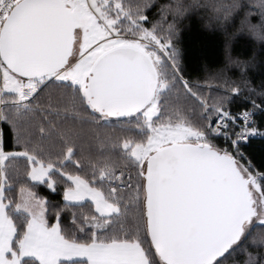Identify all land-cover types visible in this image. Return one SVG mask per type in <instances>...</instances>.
Returning a JSON list of instances; mask_svg holds the SVG:
<instances>
[{"label":"snow or ice","instance_id":"1","mask_svg":"<svg viewBox=\"0 0 264 264\" xmlns=\"http://www.w3.org/2000/svg\"><path fill=\"white\" fill-rule=\"evenodd\" d=\"M193 21L224 36L197 78ZM241 38L264 49V0H0V264H264Z\"/></svg>","mask_w":264,"mask_h":264},{"label":"trees","instance_id":"2","mask_svg":"<svg viewBox=\"0 0 264 264\" xmlns=\"http://www.w3.org/2000/svg\"><path fill=\"white\" fill-rule=\"evenodd\" d=\"M186 23L181 45L184 49V63L187 74L193 78L203 77L206 72L214 71L222 66L225 61L224 36L219 30L204 29L198 22ZM233 55L247 59L255 55L257 62L248 68V77L257 86L264 82V49L253 48L243 42V38L233 45ZM233 75H238V70H232ZM249 151L259 159L264 156V139H253ZM54 199L58 197L53 196Z\"/></svg>","mask_w":264,"mask_h":264},{"label":"built area","instance_id":"3","mask_svg":"<svg viewBox=\"0 0 264 264\" xmlns=\"http://www.w3.org/2000/svg\"><path fill=\"white\" fill-rule=\"evenodd\" d=\"M253 139H259V137L253 138Z\"/></svg>","mask_w":264,"mask_h":264}]
</instances>
